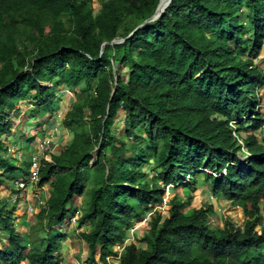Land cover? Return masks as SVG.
I'll list each match as a JSON object with an SVG mask.
<instances>
[{"label": "trees", "instance_id": "16d2710c", "mask_svg": "<svg viewBox=\"0 0 264 264\" xmlns=\"http://www.w3.org/2000/svg\"><path fill=\"white\" fill-rule=\"evenodd\" d=\"M159 1L0 0V192L31 168L30 156L21 163L16 153L5 156L23 106L40 120L57 111L59 88L74 98L62 120L71 143L40 161L34 191L49 193L29 227L35 238L22 237L15 206L0 201V233L8 236L0 264H60L67 236L52 231L87 195L75 237L88 264H105L133 220L162 203L167 184H179L183 197L175 193L167 213L154 212L137 241L145 247L128 244L119 264H264V74L255 64L264 0H172L133 33ZM120 113L122 132L114 134L109 124ZM239 140L253 155L244 170L233 166ZM199 174L213 195L241 207L242 226L225 219L209 228L213 207L189 208L185 191Z\"/></svg>", "mask_w": 264, "mask_h": 264}, {"label": "rangeland", "instance_id": "374dc122", "mask_svg": "<svg viewBox=\"0 0 264 264\" xmlns=\"http://www.w3.org/2000/svg\"><path fill=\"white\" fill-rule=\"evenodd\" d=\"M94 7L95 9H97L98 5L94 3ZM261 58L262 60L257 61V63L264 70V56ZM58 90L59 92L63 90L61 91V93H65V94H59L58 97L59 107L57 108V112H55L54 115H52L51 117L46 115L40 120L37 118V116L31 117L29 114L30 112L34 111L32 109V106L31 105L23 106V112L20 116V120L17 128L19 130V131L17 130L18 132L17 134L19 135L15 139L13 137H10L9 145H8L9 150L8 153L5 155L6 158L8 156L12 158L16 153V157H17L16 162L18 163L24 161L27 162L29 156L32 155V152L35 150L36 146H38V144L41 141L46 140L50 136L53 138L54 143H56L55 145L58 144L57 149L56 150L54 149L55 153L58 152L57 150H59L60 148L65 147L71 143L72 133L63 127L62 120L64 114L69 109L70 104L74 101V98L73 97L71 98V96H69L66 93L65 88L64 89L59 88ZM65 95H67L69 98L65 97ZM262 101L264 105V94L262 96ZM263 107L264 106H262V108ZM123 123H124V116L122 115V113H120L118 118L114 122L109 124V127L111 128V131L114 134H118V133L121 134ZM30 134H32L35 137V142L33 145H31V147L27 148L26 146H24L23 141L29 138ZM18 160H20V162ZM21 175H18V173H16L12 181L6 180L4 188L2 187L0 192V201L1 204L3 203L8 204V208L15 206L14 207L15 228L19 231V233L22 235L23 238H25L26 234L29 233L31 238L33 239L36 237L37 232L34 233L29 231V227L36 222V214H38L40 208L43 207L48 197L49 187L44 186L41 189V192L36 193L34 191L35 185L31 182L30 172L29 174L25 173V175L23 174ZM16 179H22L24 181L26 180V183L28 185L25 189L27 191L24 192L23 196L18 200L17 203H13L12 194L14 193L12 192L15 191L16 189L15 187ZM196 181L198 184H200L199 187H201V189L199 187H196L194 190L190 191L189 194H191L192 196V200H193L192 203L194 204V206L197 205L199 207H205L208 205H212L214 207L215 210L214 216L210 218L211 226L222 227L224 216H226L228 219L232 220L236 224L237 223L239 224L243 221V214L241 209L235 208L232 203L226 202L224 199L220 197L210 196L208 192V186L203 184L204 181L202 176H198L196 178ZM31 185L32 187H30ZM86 188H89L88 184H86ZM183 191L180 188H178L177 190L173 189L171 192V197H173L175 193L183 197ZM185 192L188 193V191ZM87 196L81 197L75 203V207L79 209V210L77 209V211H79L80 214L82 213L83 208L86 207ZM37 198H40V200L38 201ZM261 205L264 212V202ZM135 222L136 220H133V223ZM139 222L140 220L138 221V223ZM147 230L142 228L141 231L138 232L139 233L138 238H141L142 234H144ZM78 232H80V230L76 228L75 225H70L68 222L64 223L63 226L53 229L52 231L53 235L62 234L67 236L66 240L62 243V246L60 248V254H61L60 264H81L82 261L85 259V256H87L84 255L82 251L85 248L84 244L82 242H78V238L75 237V235H77ZM38 237L44 238V234L38 233ZM7 238H8L7 235L0 233V242H6ZM23 246L26 248L29 247L28 239L24 240ZM142 247H144V245H142Z\"/></svg>", "mask_w": 264, "mask_h": 264}, {"label": "clouds", "instance_id": "9594fccd", "mask_svg": "<svg viewBox=\"0 0 264 264\" xmlns=\"http://www.w3.org/2000/svg\"><path fill=\"white\" fill-rule=\"evenodd\" d=\"M262 53H261V55H260V57H258L256 60H255V64L257 65V66H259V68L262 70V72H263V74H264V70H263V68H261L260 67V65L257 63V61H260V60H262V58L261 57H263L264 56V37H263V39H262ZM263 55V56H262ZM66 93L69 95V96H71V98L73 97V95H72V93L71 92H69L68 90H66ZM263 94H264V80H263V82H262V87H261V89H258V96H259V98H260V102H261V108H262V106H264L263 105V101H262V96H263ZM57 112V111H56ZM233 126V125H232ZM52 141H53V138H52ZM41 143V142H40ZM39 143V144H40ZM53 143V145H54V148H53V152L51 153V154H53V153H55V151H54V149L56 150L57 149V147H58V144L57 145H55L56 143H54V141L52 142ZM239 145H240V152H238L237 153V158H238V162L237 163H234L233 164V166L234 167H236V168H238V169H241V170H244L245 168H246V166L250 163V161L253 159V155L247 150V148L244 146V144L242 143V141L241 140H239ZM39 144H38V146H39ZM38 146H36V148H35V150L32 152V155H30V163H31V157L37 152V147ZM9 150V149H8ZM96 151H98V148H96L95 150H94V155H93V159H94V156L96 155V154H98ZM15 153V152H14ZM98 158V157H97ZM20 159V158H19ZM92 159V160H93ZM96 160L97 159H95L94 160V163L96 162ZM20 161V160H19ZM94 163H92V161H91V165H93ZM31 169V168H30ZM199 171H203V172H206V170L205 169H199ZM225 171L226 170H222L221 172H217V173H214V174H212V173H210V174H212L213 175V177L215 178V179H218L219 177H221V176H224L225 175ZM30 172V171H29ZM39 173V172H38ZM153 174V173H152ZM38 176V175H37ZM198 176H202L203 177V184H205V185H207L208 186V192H209V195L210 196H213V197H220V198H222V199H224L223 198V196L222 195H213L212 193H211V188H210V185H209V183L208 182H206L205 181V179H204V176L202 175V174H199V175H197L196 177H195V181H196V178L198 177ZM190 179V176H188L187 178H183L182 177V182H181V184H186L187 182H188V180ZM36 181V180H35ZM17 182V181H16ZM22 182H24V181H22ZM24 183H26V182H24ZM27 184V183H26ZM203 184H201V185H203ZM28 185V184H27ZM33 185V184H32ZM32 185L30 186V187H32ZM34 185H35V183H34ZM179 184H177V185H172V184H167V185H165L164 186V190H163V199H162V203L159 205V206H156L155 208H153V210L152 211H148V212H146L145 214H144V216H142L141 218H139V219H137L136 220V222L135 223H133L132 224V227L128 230V233H127V235H126V239L123 241V242H121L120 244H118L117 245V247H116V253L113 255V256H107L106 258H105V261H106V263L105 264H119V262H120V259H121V257L123 256V254H124V251H125V248H126V246L128 245V244H130V243H133V244H136L138 247H140V246H142V245H144V244H140V243H138L137 241L140 239V238H138V232H140L141 231V229L143 228V229H146L147 230V228H148V230H149V227H148V223H149V220H150V218L152 217V215L154 214V212L155 211H158V212H160L161 214H165V213H167V211H168V209H169V201H170V199L172 198L171 197V192H172V190L173 189H175L177 186H178ZM199 185L200 184H198L197 183V181H196V185H195V187L192 189V190H194L196 187H199ZM204 185V186H205ZM35 187V186H34ZM200 189H201V187H199ZM181 189V188H180ZM175 190H177V189H175ZM183 190V189H182ZM192 190H189L188 191V194L190 193V191H192ZM27 190H24L23 192H22V196H23V194H24V192H26ZM16 192V189H15V191H13L12 193H15ZM41 192V191H40ZM38 193V192H37ZM13 195V194H12ZM175 195V194H174ZM189 195H191V194H189ZM21 196V197H22ZM20 199V198H19ZM18 199V200H19ZM38 199V198H37ZM18 200L16 201V202H13V203H17L18 202ZM40 200V198L38 199V201ZM226 202H230V203H232L233 204V206L235 207V208H239V209H241V207H239V206H236L231 200H226V199H224ZM193 202V200L191 201V206L189 207V208H192V207H196V208H200L199 206H194V204L192 203ZM264 201H262L261 203H260V214H261V216H263V218H264V212H263V208H262V203H263ZM76 203V202H75ZM43 204V203H42ZM208 206H212V205H208ZM208 206H205V207H208ZM205 207H201V208H205ZM213 207V206H212ZM73 208H75L76 209V212L75 213H72V211L70 212V218L71 217H73V216H75L76 215V217H77V221H76V224H72V223H70V218H69V220H68V223L70 224V225H75V227L76 228H78V229H80V230H84V226H82V227H79V218H80V216H81V214H80V212L79 211H77V207H73ZM189 208H186V209H184V211L183 212H186V211H188V209ZM213 209H214V207H213ZM79 210V209H78ZM241 211H242V209H241ZM214 213H215V210H214ZM242 214H243V211H242ZM212 216H214V214L213 215H211V216H209V220H208V226H209V228H216L217 226H215V227H213V226H211L210 225V218L212 217ZM225 219H228L226 216H224V218H223V221L225 220ZM140 220V222L138 223V221ZM228 220H230V219H228ZM230 221H232V220H230ZM244 221H245V217H244V214H243V221L241 222V223H234L233 221H232V223L234 224V225H236V226H242V224L244 223ZM67 223V222H66ZM137 223V224H136ZM136 224V225H135ZM61 226H63V224L61 225ZM223 226H224V222H223ZM222 226V227H223ZM222 227H219V228H222ZM83 228V229H82ZM257 229H259V226L258 227H256V229L255 230H257ZM148 230L145 232V233H147L148 232ZM144 233V234H145ZM143 235V234H142ZM142 237V236H141ZM84 247H85V249H86V246L84 245ZM144 247H145V245H144ZM143 247V248H144ZM86 253H87V250H86ZM86 255H88V253L86 254ZM87 256H85V259L82 261V263L81 264H88L87 263ZM98 264H103V263H98Z\"/></svg>", "mask_w": 264, "mask_h": 264}, {"label": "built area", "instance_id": "2783aa9c", "mask_svg": "<svg viewBox=\"0 0 264 264\" xmlns=\"http://www.w3.org/2000/svg\"><path fill=\"white\" fill-rule=\"evenodd\" d=\"M52 137L50 136L46 140L41 141L37 147V152L31 157V182L34 184L37 178L40 161L46 154H51L53 152L54 145L52 143ZM27 184L22 181L16 182V192L12 195V202H16L22 196V192L26 189ZM39 199V198H38ZM77 217L76 215L70 218V223L76 224Z\"/></svg>", "mask_w": 264, "mask_h": 264}, {"label": "water", "instance_id": "95a60500", "mask_svg": "<svg viewBox=\"0 0 264 264\" xmlns=\"http://www.w3.org/2000/svg\"><path fill=\"white\" fill-rule=\"evenodd\" d=\"M161 1H162V0L159 1V4H158V6L156 7V9H155L153 15H152L149 19H147L143 24L139 25V26L134 30L133 33H135L136 31H138V30H139L142 26H144L145 24H147V23H151V22L155 21L157 18H159V17L165 12L167 6L171 3L172 0H168V2L166 3V5H164V6L162 7L161 11H159L160 8H161V7H160V3H161ZM133 33H132L130 36H128L127 38H125V39L118 40V41H115V42H111V43H109V44H110V45L120 44V43L124 42L125 40L129 39V38L133 35ZM97 157H98V154H96V155L94 156V159L92 160V163H94V160L97 159Z\"/></svg>", "mask_w": 264, "mask_h": 264}, {"label": "bare ground", "instance_id": "6f19581e", "mask_svg": "<svg viewBox=\"0 0 264 264\" xmlns=\"http://www.w3.org/2000/svg\"><path fill=\"white\" fill-rule=\"evenodd\" d=\"M168 2V0H162L161 1V3H160V10L159 11H161V9H162V7L164 6V5H166V3Z\"/></svg>", "mask_w": 264, "mask_h": 264}, {"label": "crops", "instance_id": "0c3cea01", "mask_svg": "<svg viewBox=\"0 0 264 264\" xmlns=\"http://www.w3.org/2000/svg\"><path fill=\"white\" fill-rule=\"evenodd\" d=\"M82 251H83L84 255H86V249L84 248Z\"/></svg>", "mask_w": 264, "mask_h": 264}]
</instances>
